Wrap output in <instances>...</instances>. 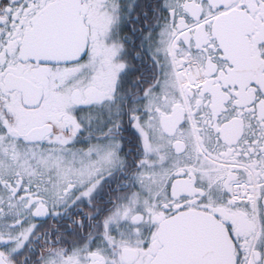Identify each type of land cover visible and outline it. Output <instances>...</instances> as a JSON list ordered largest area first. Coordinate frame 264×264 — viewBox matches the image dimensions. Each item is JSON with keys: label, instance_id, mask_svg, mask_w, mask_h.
<instances>
[{"label": "snow or ice", "instance_id": "snow-or-ice-1", "mask_svg": "<svg viewBox=\"0 0 264 264\" xmlns=\"http://www.w3.org/2000/svg\"><path fill=\"white\" fill-rule=\"evenodd\" d=\"M0 264H264V0H0Z\"/></svg>", "mask_w": 264, "mask_h": 264}]
</instances>
